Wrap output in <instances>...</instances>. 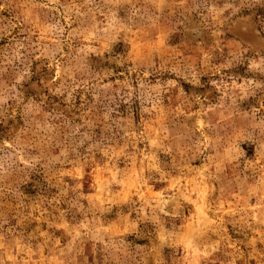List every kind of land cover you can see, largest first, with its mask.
Instances as JSON below:
<instances>
[{"label": "rangeland", "instance_id": "374dc122", "mask_svg": "<svg viewBox=\"0 0 264 264\" xmlns=\"http://www.w3.org/2000/svg\"><path fill=\"white\" fill-rule=\"evenodd\" d=\"M0 264H264V0H0Z\"/></svg>", "mask_w": 264, "mask_h": 264}]
</instances>
